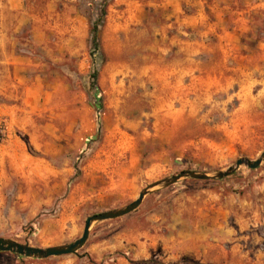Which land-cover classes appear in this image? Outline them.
Segmentation results:
<instances>
[{
  "label": "rangeland",
  "instance_id": "obj_1",
  "mask_svg": "<svg viewBox=\"0 0 264 264\" xmlns=\"http://www.w3.org/2000/svg\"><path fill=\"white\" fill-rule=\"evenodd\" d=\"M99 2L0 0V237L66 245L160 180L264 150V0H107L97 51ZM0 264H264V161L153 189L76 254Z\"/></svg>",
  "mask_w": 264,
  "mask_h": 264
},
{
  "label": "water",
  "instance_id": "obj_2",
  "mask_svg": "<svg viewBox=\"0 0 264 264\" xmlns=\"http://www.w3.org/2000/svg\"><path fill=\"white\" fill-rule=\"evenodd\" d=\"M263 161L264 150L261 152L260 156L255 160H249L247 158H238L232 166L228 167L224 171H218L214 174H207L190 170L181 171L176 175L160 180L150 185L149 187L143 189L139 192L135 200L128 203L122 208L96 213L87 217L80 237L72 243L47 248H39L30 246L28 244L19 243L12 239L0 237V252H8L11 254L31 259H47L51 257H60L65 255L76 254L77 251L81 249L87 241L90 228L93 224L106 220H114L131 213L141 205L144 198L148 194H150L153 189L166 188L185 178L193 180H221L232 175L241 166H244L250 170H254L258 168Z\"/></svg>",
  "mask_w": 264,
  "mask_h": 264
},
{
  "label": "crops",
  "instance_id": "obj_3",
  "mask_svg": "<svg viewBox=\"0 0 264 264\" xmlns=\"http://www.w3.org/2000/svg\"><path fill=\"white\" fill-rule=\"evenodd\" d=\"M179 6H180V9H181L182 8V3H180ZM163 7L161 9H163ZM191 19H192V17H191ZM180 23H181V25H182V23H184L183 16L182 15H181ZM190 43H191V41H190ZM184 53H185L184 54L185 56H183V54H182L181 57H180V78L181 79H184L188 75L189 76H192L193 75L192 81L195 84V86H193L194 89H195V91H194L195 98H194L193 102H196V87H197V82H196V79H195L196 78L195 68H196L197 59L195 57H193L196 54V47H193L190 44L189 48H186L185 49ZM208 55H209V57L211 59V63H209L208 64V67H206V68H204V65L202 66L203 73L201 75L200 83H201V81L203 79V75H208L207 74L208 69L210 68V65L212 64V62L214 61L213 59H215V58H213L214 54L211 55V53H210ZM205 62L206 61H204L203 63H205ZM189 86L191 87V84L190 83H189ZM200 90H201V88H200Z\"/></svg>",
  "mask_w": 264,
  "mask_h": 264
},
{
  "label": "trees",
  "instance_id": "obj_4",
  "mask_svg": "<svg viewBox=\"0 0 264 264\" xmlns=\"http://www.w3.org/2000/svg\"><path fill=\"white\" fill-rule=\"evenodd\" d=\"M99 6H98V15L94 19L92 26H91V45L93 46L94 50H99V44H98V33L100 31V28L102 26L103 19L105 17V8L107 5V0H99ZM91 83L90 88L93 90L92 95V101L93 106L96 108V110L101 109V97L99 95V92L96 89V78L97 73L93 72L91 75ZM18 256V255H17ZM21 257V256H18Z\"/></svg>",
  "mask_w": 264,
  "mask_h": 264
}]
</instances>
